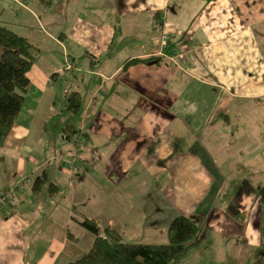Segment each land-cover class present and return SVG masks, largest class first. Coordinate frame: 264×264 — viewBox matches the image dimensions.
<instances>
[{
  "label": "crops",
  "instance_id": "obj_1",
  "mask_svg": "<svg viewBox=\"0 0 264 264\" xmlns=\"http://www.w3.org/2000/svg\"><path fill=\"white\" fill-rule=\"evenodd\" d=\"M0 23L39 48L22 109L0 143V197L8 191L13 195L0 208V264H67L85 252L79 245L82 237L90 247L93 235L79 221L97 220L87 215L94 214L98 202L92 200L99 186L93 178L97 160L110 165L121 158L117 172L122 183L141 169L140 176L144 171L151 175L152 165L134 168L128 162L131 155L148 159L165 150L160 130L152 128L160 113L151 108L148 96L138 103L147 117L142 123L132 120L131 138L117 143L115 152L96 142L97 135L109 130L105 119L110 116L101 106H124L114 99L115 91L132 94L133 102L138 86L145 88L143 94L162 88L171 92L165 82L182 71V63L192 62L194 69L182 71L186 91L196 85L206 94L213 89L230 99L264 94V0H0ZM134 58L141 61L125 67ZM131 77L138 79L132 87ZM62 79L65 103L60 105ZM88 91L86 119L78 127L64 114L70 110L68 96L73 94L80 108ZM226 100L221 106L233 101ZM174 144L165 151L169 156ZM74 154L81 163L66 169V156ZM112 168H103V175L110 176ZM39 176H44L41 192L35 194L32 187ZM242 202L238 216L215 206L211 215L207 212L200 241L187 245L183 264H264V259L258 263L249 257L258 259L259 250L264 255L259 198L245 196ZM32 205L41 208L40 217L30 213ZM98 217L101 222L110 216ZM110 222L106 224L113 227ZM38 239L44 240L40 254L25 259L27 248H34Z\"/></svg>",
  "mask_w": 264,
  "mask_h": 264
},
{
  "label": "rangeland",
  "instance_id": "obj_2",
  "mask_svg": "<svg viewBox=\"0 0 264 264\" xmlns=\"http://www.w3.org/2000/svg\"><path fill=\"white\" fill-rule=\"evenodd\" d=\"M258 40L260 41L259 38ZM260 52L264 55V42ZM193 65L192 62L182 63L181 69L192 70ZM66 66L67 62H65ZM182 71L178 69L177 73L165 82L168 88L173 89L171 92L162 88L154 89L150 94H143L145 88L138 86L135 102L132 100V94L121 96L115 91L114 99L120 100L124 106H101L110 116L105 119L109 130L105 135H97L96 142L99 146L112 149L113 152L117 149V143H124L133 136L132 120L137 119L142 123L146 119L147 113L142 108L144 106L138 105L146 101V96L152 100L151 108L158 109L160 113L157 125L152 128L160 130L161 143L165 144V150L161 154L152 153L148 159L136 158L135 155L128 157L130 167L133 165L136 168L137 164L142 166L146 163L148 166L152 165L150 176L145 171L140 176V172L143 171L141 169L138 176H130V178L125 176L127 181L122 183L117 172L122 164L121 158L112 160L110 165L100 159L94 167L93 178L102 187L98 186L97 191L92 189L97 192L95 196L93 194L92 200L98 202L94 206V214L87 213V215H92L97 220H100L99 214L110 216L101 222L94 221L99 226H103L111 220L110 223H113V227L121 234L123 241L167 243L169 224L176 214L198 216L201 232L203 219L207 216V212L210 215L214 212V206L222 208L225 212L230 210V214L238 216L243 206L242 199L245 196L253 199L264 183V94L230 99L226 94L213 89L212 94L209 92L206 94L205 89L202 90L196 85L193 87L189 85L186 91L184 87L187 86L188 81ZM137 80L131 77V87ZM177 82L178 88L175 89ZM64 85L66 80L62 79L59 82L60 105L65 103ZM93 85L91 82L90 91ZM90 91L83 95V104L79 110L64 111V114L70 116L78 127L80 122L86 119L83 112L89 101ZM167 93L172 94L167 96ZM226 97L225 104L233 101L229 106H221L222 100ZM130 106L134 107L130 111H125L126 107ZM125 124L131 128L128 133ZM117 138H120L119 142ZM173 140L174 150L169 156L168 151H165L170 149L169 144L173 143ZM65 146L69 147V143ZM76 156V154L74 157L66 156L64 166L66 169L77 167L81 163L82 159ZM167 156L169 158L163 162ZM111 166L113 173L104 176L103 168ZM115 179L118 181L114 182ZM194 188H199L201 191L197 193ZM214 190L217 192L211 195L210 192ZM11 193L8 199L13 198ZM60 194H56L55 197L60 199ZM258 206L260 207L257 209V214L262 217L264 235V206L261 203H258ZM254 212V208L250 210V214ZM30 213L40 217L42 210L32 205ZM35 242L34 248L31 246L27 248L25 259L31 260L33 256L40 254L44 240L38 239ZM86 243L87 239L82 237L79 243L81 250L89 249ZM260 251L258 259L251 254L249 257L260 263L264 259ZM186 254L184 250L170 264L185 263L188 260Z\"/></svg>",
  "mask_w": 264,
  "mask_h": 264
},
{
  "label": "trees",
  "instance_id": "obj_3",
  "mask_svg": "<svg viewBox=\"0 0 264 264\" xmlns=\"http://www.w3.org/2000/svg\"><path fill=\"white\" fill-rule=\"evenodd\" d=\"M38 54L39 48L27 37L0 23V143L8 136L22 109L29 86L28 72ZM138 61L141 60H129L125 67ZM68 98L67 108L74 112L79 110L78 101H73L74 95ZM66 136L69 138V135ZM43 177L35 179L32 187L34 192H41L40 182ZM256 196L264 206V183ZM79 223L93 235L91 245L67 264H170L186 250L189 243L200 241L201 237L200 218L183 214H177L171 219L167 243L126 242L114 227L107 224L99 226L93 219L86 217Z\"/></svg>",
  "mask_w": 264,
  "mask_h": 264
},
{
  "label": "built area",
  "instance_id": "obj_4",
  "mask_svg": "<svg viewBox=\"0 0 264 264\" xmlns=\"http://www.w3.org/2000/svg\"><path fill=\"white\" fill-rule=\"evenodd\" d=\"M9 193H10V191H8V192H5V194L2 196V197H0V207H3V205H4V200L6 199V198H8V195H9ZM7 200V199H6Z\"/></svg>",
  "mask_w": 264,
  "mask_h": 264
},
{
  "label": "bare ground",
  "instance_id": "obj_5",
  "mask_svg": "<svg viewBox=\"0 0 264 264\" xmlns=\"http://www.w3.org/2000/svg\"><path fill=\"white\" fill-rule=\"evenodd\" d=\"M72 66V63L71 62H69V64H68V68H70Z\"/></svg>",
  "mask_w": 264,
  "mask_h": 264
},
{
  "label": "water",
  "instance_id": "obj_6",
  "mask_svg": "<svg viewBox=\"0 0 264 264\" xmlns=\"http://www.w3.org/2000/svg\"><path fill=\"white\" fill-rule=\"evenodd\" d=\"M139 144H140V143H139ZM139 144H138V145H139Z\"/></svg>",
  "mask_w": 264,
  "mask_h": 264
}]
</instances>
